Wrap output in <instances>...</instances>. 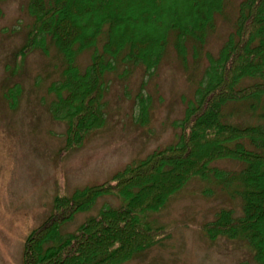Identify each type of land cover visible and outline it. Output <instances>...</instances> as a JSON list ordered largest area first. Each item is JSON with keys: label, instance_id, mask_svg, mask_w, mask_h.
<instances>
[{"label": "trees", "instance_id": "obj_1", "mask_svg": "<svg viewBox=\"0 0 264 264\" xmlns=\"http://www.w3.org/2000/svg\"><path fill=\"white\" fill-rule=\"evenodd\" d=\"M226 7L227 0H29L32 22L15 57L23 60L33 51L47 54L54 48L61 58L58 81L47 92L55 98L50 114L65 123V146L71 149L102 127L100 103L118 61L152 76L170 44L186 64L189 50L203 48ZM146 23L152 29L141 32ZM92 49L82 69L78 57ZM206 57L194 100L172 124L176 143L107 182L57 196L50 216L26 237L21 264H122L133 259L171 236V229L152 227L142 218L160 211L194 177L213 180L240 202L239 215L220 209L198 229L210 241L244 242L254 264H264V0H242L217 54ZM141 104L146 115L145 100ZM234 109L240 110L241 122ZM219 160L241 167L226 172L211 166ZM109 195L118 197L121 206L102 208L74 232L62 234L76 214Z\"/></svg>", "mask_w": 264, "mask_h": 264}, {"label": "rangeland", "instance_id": "obj_2", "mask_svg": "<svg viewBox=\"0 0 264 264\" xmlns=\"http://www.w3.org/2000/svg\"><path fill=\"white\" fill-rule=\"evenodd\" d=\"M241 1L227 0L205 45L197 53L189 50L186 64L170 44L152 76L141 67L118 61L115 72L107 76L100 103L102 127L71 149L65 146V123L50 114L55 98L47 92L58 81L61 58L54 48L47 54L33 51L23 60L16 58L32 22L27 14L29 0L0 2V264H21L26 237L50 216L57 196H71L107 182L153 151L176 143L172 124L194 100L208 66L206 55L217 54L232 30ZM169 11L168 16L173 10ZM140 29L148 32L152 28L146 23ZM102 39L103 35L95 50L101 51ZM95 50L78 57L82 69ZM142 100L148 106L146 115ZM235 113L241 122L240 110ZM211 166L226 172L241 167L226 160ZM222 187L194 177L160 211L143 215L152 227L171 229V236L122 264H254L252 250L244 242L225 237L210 241L198 229L220 209L240 214L239 199H232ZM121 204L116 196H101L61 232L72 233L102 208Z\"/></svg>", "mask_w": 264, "mask_h": 264}]
</instances>
